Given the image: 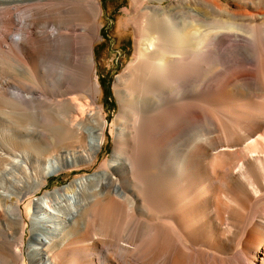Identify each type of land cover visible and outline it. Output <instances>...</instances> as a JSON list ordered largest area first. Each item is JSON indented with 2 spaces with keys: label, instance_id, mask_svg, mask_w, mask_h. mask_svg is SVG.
Masks as SVG:
<instances>
[{
  "label": "bare ground",
  "instance_id": "1",
  "mask_svg": "<svg viewBox=\"0 0 264 264\" xmlns=\"http://www.w3.org/2000/svg\"><path fill=\"white\" fill-rule=\"evenodd\" d=\"M35 1L0 0V47L39 75L42 86L5 80L0 94L25 109L44 98L59 114L46 119L64 141L37 153L19 143L0 151L6 160L0 262L26 264L29 256L36 264H264V32L258 23L264 11L234 10L230 0H176L177 19L169 11L161 15L160 7L151 10L148 0H133L127 15L136 27V52L116 80L119 111L109 123L98 103L102 84L94 49L102 1L59 0L65 7L55 24L42 22ZM23 8L15 22L14 10ZM227 12L228 23L208 16ZM230 19L248 21L258 34ZM14 30L18 40L11 37ZM227 36H234L227 82L210 96L218 70L209 69L203 84L194 73L213 49L226 55ZM251 60L255 68L245 65ZM240 62L244 66L236 70ZM42 113L38 106L35 120L45 118ZM116 125L114 159L38 198L30 224L22 205L32 204L49 176L96 161ZM8 130L26 146L38 145L34 132Z\"/></svg>",
  "mask_w": 264,
  "mask_h": 264
},
{
  "label": "rangeland",
  "instance_id": "2",
  "mask_svg": "<svg viewBox=\"0 0 264 264\" xmlns=\"http://www.w3.org/2000/svg\"><path fill=\"white\" fill-rule=\"evenodd\" d=\"M34 1V0H33ZM104 8V13L101 17L102 31L100 37L95 40L94 49L96 58L98 60L99 67V76L100 82L102 84V94L98 100L99 104H102L107 112L109 123H111L116 117V113L119 111V100L116 94L115 83L119 75H121L127 67L130 65L135 52H136V41H137V32L136 27L133 21L128 19L127 11H134L133 0H101ZM228 2V0H224ZM231 8L237 10L242 8L252 12H263L264 11V0H230ZM65 3L59 0H36L32 7L35 10H41L44 19L42 22L48 23H60L63 17L62 11ZM147 4H151L150 9H155L156 7L162 8L161 15H164L167 11L172 12L177 19H180L179 15L181 13V4L176 2V0H148ZM24 5V4H23ZM186 5L195 7L196 9L204 12L202 6L199 4L186 3ZM65 7V6H64ZM72 6L67 4L66 9L69 11L70 15L74 19V13L70 11ZM25 11V8L22 10H14L13 17L15 22H18L20 19L19 15H22ZM18 14V15H17ZM178 15V16H177ZM18 16V17H17ZM210 19L216 23H228V12L221 15L220 18L212 17L211 14L208 15ZM220 20H224L220 22ZM20 21V20H19ZM230 21L237 23L243 29L249 31L251 36H255L258 32L253 31V27L248 21H239L230 19ZM78 22V21H77ZM261 28V32H264V20L258 22ZM49 30L51 28H48ZM16 30L13 31L11 37L16 40L19 39L18 35L14 34ZM154 35V34H153ZM226 41L223 42V49L226 55L218 54L217 49H213L214 53L207 55V58L204 61H200V66L197 71H195L194 76L197 79V82L203 84L209 76V69H217L218 72L214 73V77L211 81L213 88L209 92L210 96H216V88L224 86L227 82L228 75V54L229 49L228 45L231 42H234V36H227ZM237 39V38H236ZM238 40V39H237ZM223 51V50H222ZM14 53L7 51V46L0 47V82H5L8 80L10 83H18L24 87L33 86L35 89H40L42 86V80L40 76H34L32 72L26 68L20 67L14 62L13 58ZM242 59V58H241ZM252 63V64H251ZM251 64V65H250ZM245 65L250 68H255V62L253 60L245 62ZM244 66V62L236 64L234 67L236 70ZM95 78L98 77V73L94 75ZM44 98H37V102L32 104V109H25V107L13 99L9 95L0 94V151L2 149H9L12 146H16L19 143L17 148L26 149L30 148L35 153L38 151H45L47 147H57L63 144L64 137L61 130L58 127H54L53 123H50L46 117L59 116L58 112L52 104ZM38 106L41 109L42 114L45 118L40 120H35L37 116ZM13 128L14 130H19V134H28L34 132L39 139H36L38 145L29 144L26 146L24 143L25 139L18 138L15 134L10 135L9 130ZM181 127L179 129L182 132ZM190 128V126H189ZM196 128L195 124L192 125V130L187 135V139H193V132ZM110 125L107 127V131L110 132ZM114 135L106 138V143L102 150L98 152L99 158L92 161H83L75 166L74 170H64L59 175H51L48 177V184L44 185L41 190L35 192L34 200L32 204L22 205L23 210L28 214L30 224L35 218V202L38 198H42L47 193H50L59 188H63L66 185L70 184L73 181H76L84 176H88L96 173L102 169V165L106 159L111 162L115 157L116 142H117V125L113 126ZM13 132V131H12ZM41 132V133H40ZM185 133V132H184ZM183 133V134H184ZM27 138H30L27 136ZM28 140V139H27ZM181 142V138L177 143ZM167 145V144H166ZM25 146V147H24ZM29 146V147H28ZM167 146H170L169 144ZM166 146V147H167ZM12 147V149H14ZM169 147H167L168 149ZM171 149V148H170ZM15 150V149H14ZM42 153V152H41ZM6 165V160H0V171ZM118 173L117 170L113 171ZM47 180V179H46ZM16 198L14 197L13 200ZM9 204L11 198H8ZM33 234L31 229L28 231V240L32 238ZM26 264H36L31 257H25ZM0 264H3L0 262Z\"/></svg>",
  "mask_w": 264,
  "mask_h": 264
}]
</instances>
